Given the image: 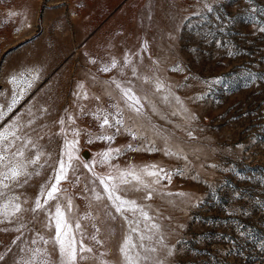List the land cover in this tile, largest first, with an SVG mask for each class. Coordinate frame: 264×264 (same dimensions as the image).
<instances>
[{
	"label": "rangeland",
	"instance_id": "1",
	"mask_svg": "<svg viewBox=\"0 0 264 264\" xmlns=\"http://www.w3.org/2000/svg\"><path fill=\"white\" fill-rule=\"evenodd\" d=\"M262 29L264 0H0V105H8L13 90L23 93L0 127L18 117L23 125L19 134H27L45 152L41 163L50 153L48 164H53L63 150V135H57L63 117L69 140L74 138L71 129L81 130L76 155L87 162L109 144L87 142L85 130L95 135L101 129L85 113L104 109L110 121L122 118L142 139L133 140L121 129L112 148L154 143L158 150H125L112 163L121 168L156 164L171 173L170 181L153 185L155 191L128 193L151 217L140 225L152 236L145 244L157 249L148 255L163 264H264ZM125 57L131 64L125 65ZM113 58L117 67L101 71ZM13 76L17 81L10 84ZM113 79L140 98V115L127 107ZM74 92H87L88 99H77ZM68 114L75 124H69ZM25 151L33 155L36 149ZM35 169L40 175L33 174L23 187L4 190L0 204L14 195L23 209L34 207L41 185L52 175L47 165ZM95 171L106 169L96 165ZM76 174L79 183L70 173L60 185L74 206L68 219L73 231L79 220L89 235L95 223L103 241L98 245L85 239L93 252L84 253L83 260L78 256L76 264H123L119 247L128 224L114 209L116 219L108 218L92 200L85 190L93 187L91 173L82 164ZM148 191L151 199L144 198ZM85 213L93 219H82ZM45 223L43 211H22L13 223L0 224L8 229L0 231V264H25L34 250L44 248L50 264H59L51 242L55 229ZM145 224L157 227L148 232ZM37 234L50 243L32 244ZM17 236L20 240L13 243ZM44 258L37 255L32 264Z\"/></svg>",
	"mask_w": 264,
	"mask_h": 264
},
{
	"label": "snow or ice",
	"instance_id": "2",
	"mask_svg": "<svg viewBox=\"0 0 264 264\" xmlns=\"http://www.w3.org/2000/svg\"><path fill=\"white\" fill-rule=\"evenodd\" d=\"M264 30V29H262ZM95 63V61H92ZM131 64V61L125 57V65ZM117 67V61L115 58L112 59L110 65L102 67L100 70L103 72L111 71L112 68ZM178 69H173L176 71ZM132 74L136 75L137 69L132 67ZM23 75V74H21ZM35 78V77H34ZM17 77L13 76L9 83H16ZM112 84H115V87L120 90L122 97L125 98L127 107L134 111L137 115L141 114L140 98L136 96L131 87H124L122 84L115 79L111 81ZM129 84L131 81L128 82ZM28 87H31V82H28ZM80 89H83V84L78 86ZM162 87V84L157 82V91ZM74 96L77 99H88V93L83 92H74ZM23 98V93L18 96L16 91L13 90L12 98L8 105H0V122L5 119V116L8 113H11L16 105L19 103L20 99ZM99 100V97H95ZM166 99V97H165ZM119 109L118 105H115ZM30 111V110H29ZM47 111V109H44ZM67 113V109H65ZM81 112H83V107H81ZM91 114L94 119L99 121V128L101 131L95 135L88 133L85 130V134L89 137L88 143H92L93 140H101L109 144V147L102 152L96 154V157L91 161H83L81 157L76 155L78 151L79 136L81 133L80 129L73 128L71 129V134L74 137L69 140L67 133L69 129L64 127L65 120L63 117L57 123L61 125L60 131L57 135H63V150L61 152L60 158L55 161L53 164H48V160L51 159V154H47V159L44 163H41V158L46 154L45 152L29 137L27 134L21 136L20 130L23 125L19 124L18 117L14 118L10 123L0 127V198L6 196V191L13 186L23 187L24 184L28 183V180L33 174L40 175V171L35 169V166H39L40 169H43L46 165L52 169V175L48 178V181L45 184L41 185L39 195L37 196L34 207L31 209H23L19 202L18 196H11L6 200V202L0 204V224L3 223H13L17 218V214L22 211H31L36 213L37 211H43L46 216L47 223L45 227L50 231L54 227L55 234L51 238V242L54 247L58 249L60 262L59 264H76L78 256L79 259L83 260L86 257L84 253H92L93 248L85 244V239L95 242V244H102L103 241L98 239L99 228L96 227L95 223L91 225L94 229V233L89 235L81 227L79 220L75 222V231H73V225L70 223L67 213L73 211V202L70 196H63L62 192H66V189L60 187L62 181H69L70 173L74 177V182L79 183L80 177L76 174L80 165L87 169L91 173L90 183L93 184V187L89 189L85 187L86 191L91 192V198L98 205L102 206L104 214L115 220L116 216L113 215L111 209L115 210V213L118 214L123 220L128 224V232L123 237V240L120 244L119 251L123 258V264H142V262L152 261V264H163V261L156 259L153 260V257L148 255V253H155L157 249L155 247H150L145 244V241H151L152 236L146 234L140 229L142 221H150L151 217L148 212L144 210V206L139 204L135 199H129V192H140L147 189H152L154 184H159L162 179L171 180V173L166 172L162 167L156 164L144 165L143 167H136L129 164L125 168H121L118 164H113L112 160L117 158L123 153V151H157L155 144L153 143L151 147H146L142 145L141 147H136L129 143L122 148H112L111 144L114 142L117 134L120 133L121 129H124L129 135H131L133 140L142 139L138 137L131 129L127 128L124 124L122 118L114 119L110 121V113L105 112L104 109H98L94 113H85ZM118 115L122 117V113L118 110ZM30 121L29 123H33ZM69 124H75V119L71 114H68ZM115 128V132H109L108 129ZM41 139L43 137H40ZM22 141V144L17 147V142ZM29 145L31 148H29ZM13 149H15L13 151ZM26 149L31 151L36 149L33 155H26ZM165 155H175L170 150H164ZM96 165H100L105 168L106 171L98 173L95 171ZM29 166L33 167V171H29ZM144 177H153L154 179L151 182H146ZM54 181V182H53ZM98 181V184L96 183ZM102 189V190H101ZM152 191H148L144 198L151 199ZM41 197H43V203H41ZM64 201L63 203L61 201ZM51 201H55L54 204L50 205ZM107 201V203H104ZM27 201L25 200V203ZM46 206H48L46 208ZM91 207V204L89 205ZM54 209V211H53ZM138 214V215H137ZM142 218V219H141ZM85 220L93 219L91 213H85L82 217ZM24 227V225H21ZM155 224H145V228L148 232H151L152 229L156 228ZM14 231H20V228L12 229ZM0 231H8V229H0ZM79 234V238L77 237ZM135 234V238L133 236ZM17 240H20V236H17L13 243ZM37 240L43 241L45 245L50 243V240L45 239L43 236L37 234V238L32 240V244H36ZM77 245L79 247H77ZM21 251H24L22 248ZM169 255L171 253H168ZM37 255H43L45 258L40 261V264H50L48 259L47 249H36L31 257V260L25 261V264H32L33 261H36ZM103 255V253H101ZM4 257L0 255V260H3ZM106 264V262H105Z\"/></svg>",
	"mask_w": 264,
	"mask_h": 264
}]
</instances>
